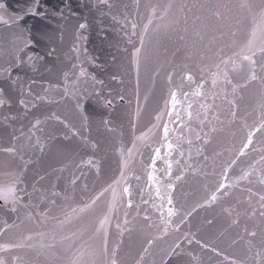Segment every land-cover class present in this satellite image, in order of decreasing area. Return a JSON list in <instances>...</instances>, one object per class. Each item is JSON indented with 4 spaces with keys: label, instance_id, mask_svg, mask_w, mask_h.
<instances>
[{
    "label": "snow or ice",
    "instance_id": "6c2138e0",
    "mask_svg": "<svg viewBox=\"0 0 264 264\" xmlns=\"http://www.w3.org/2000/svg\"><path fill=\"white\" fill-rule=\"evenodd\" d=\"M100 2L105 4L107 0H100ZM108 6L111 7V5ZM2 7L3 5H0V8ZM137 7H139L138 4ZM147 7L150 9V15L147 18L148 22L142 28L145 34L149 31V25L152 24L157 13L162 12L163 15H167L172 5L150 4ZM183 7L181 5V10ZM238 7L247 8L251 16V21L248 23L242 39L238 37L244 22L241 20L233 21L230 18L228 14L231 11L230 5L214 2V0L200 5V8L206 13L205 25L213 27L219 32V46L215 50H202L199 54V63L194 69L185 65L179 83L175 82V73L169 74L168 92L162 98V104L158 105L155 110V122L152 123L147 133L135 137L131 148H127L122 140L118 147L116 144L112 145L113 151H118L120 157L119 176L90 197L83 207L72 208L70 212H64L63 220L53 217L57 220L58 225L63 226L73 218H78L80 213L95 209L102 200L106 201V211H102L97 217L96 224L98 226L94 224L90 230V238L93 241L98 238L99 244L92 243L75 248L66 264H124L121 259L120 244L117 243L110 247L106 225L110 223L109 214L117 206L123 205L128 209L134 207L131 198L132 189L128 184V165L133 153H139L138 142L145 141L148 136L155 132L150 163L143 165L145 170L150 169L148 171L149 187L151 188L152 184L155 183V196L149 194L148 199L141 196V201L144 204L151 202L152 208L158 214L160 223L164 226V231L167 232L168 226L172 223L171 218L177 214L174 196L177 182L183 179L184 172L191 167V165H187L185 160L186 154L182 150L183 144L186 142L189 145L188 159H191L190 149L194 136L196 141L201 142V146L196 149L197 155H203L204 160L207 161L209 156L204 155L207 147L211 146L226 128L235 126L238 120L242 121V129H246L241 147L234 158H230L223 164L222 181L218 182L215 192L211 194L206 203L211 204L221 198L228 197L235 183L247 182L248 186L244 189L247 192V198L243 201L246 205L244 213L249 219L259 217L260 222L251 227L246 225L243 229V235H240L237 240H233V243L244 242L248 252H252L256 248L253 264H264V146H255L257 134L264 135V0H260L259 5L243 3ZM0 22L8 23L2 16H0ZM84 27V24L80 25L81 29ZM131 28L135 31L137 24L132 22ZM215 39L217 38L214 37ZM140 45V48L135 49L132 54L134 63L137 64V70H139L140 56L144 48L143 37L140 38ZM80 75H85L83 69H81ZM209 83L211 85L210 90L208 89ZM65 91L67 92V85H65ZM245 93L247 96L244 95ZM209 96L212 98L211 104L201 103V101H206ZM217 100L220 102L216 103ZM4 103L5 101L0 99V106ZM24 103L25 101L21 100V104ZM246 103L252 106L253 114L257 110L259 111V118L254 119L251 124L245 119L246 110H244L245 116H241L242 105ZM139 115L140 112L137 109L136 116L139 117ZM193 123H196L198 131L192 127ZM40 124L41 121L36 119L32 125L34 130L32 135L40 131ZM132 127L135 128V125L133 124ZM107 131L112 132L113 129L108 128ZM14 139L18 141L19 137H14ZM28 141L30 146L38 148L41 152L44 151L46 145L41 143L39 137H36L34 144L31 136L28 137ZM22 149L23 146H5L0 148V152L16 156L21 153ZM249 152L256 153L258 158H253L245 168L241 169L237 181H231L230 170L238 164L241 157H247ZM216 155L219 153H215L213 159ZM157 161H161L163 164V167L159 169V178L155 175L158 170ZM88 163L98 165V161L94 160H89ZM174 164L179 174L174 173ZM5 167L7 168V162ZM97 171H99L98 167ZM44 179L43 176L39 177V180ZM136 179L139 180L140 177L137 176ZM21 182V175L18 172L6 170L0 177V200L12 205L17 204L21 199L18 188ZM254 186H258V188L254 190ZM109 195L110 200H107ZM125 196L128 197L126 202L124 201ZM52 203L55 204V201ZM13 210H15L14 207ZM224 212L232 224L238 225L240 223L238 209L228 207L224 209ZM134 221L135 217L130 221L128 213H125L123 226L118 222L116 228L121 235L124 232H132L136 228ZM143 221L144 229H151L154 226L150 215L146 214ZM18 227V225H8L7 222H4V227H0V236L6 235L9 229ZM77 235L78 233L72 234L73 237ZM258 238L259 247L257 248L256 241ZM32 239L31 234L27 236L21 234L19 238H9L0 242V264H30L27 256L21 255L18 250L32 247V245L26 244V241ZM52 239L53 241L56 239L55 230L52 233ZM62 239L68 240L69 237L65 236ZM146 242L150 247L153 244V239L147 238ZM188 242L191 244L192 241L189 240ZM47 246L51 247L52 245ZM149 247L143 248L144 254L149 253ZM170 253L176 256L185 254L179 243L170 249ZM219 254L217 252V255ZM188 255L191 262L200 264L195 255L191 253ZM256 258H259L258 262ZM144 259V255H140L136 264H144ZM231 264H243V262L233 260Z\"/></svg>",
    "mask_w": 264,
    "mask_h": 264
}]
</instances>
